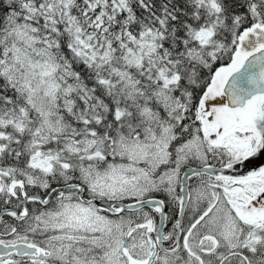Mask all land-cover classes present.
I'll use <instances>...</instances> for the list:
<instances>
[{
  "label": "snow or ice",
  "instance_id": "obj_1",
  "mask_svg": "<svg viewBox=\"0 0 264 264\" xmlns=\"http://www.w3.org/2000/svg\"><path fill=\"white\" fill-rule=\"evenodd\" d=\"M0 264H264V0H0Z\"/></svg>",
  "mask_w": 264,
  "mask_h": 264
}]
</instances>
